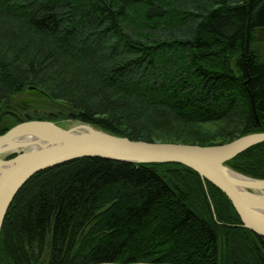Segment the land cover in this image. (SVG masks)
Here are the masks:
<instances>
[{"label":"trees","instance_id":"obj_1","mask_svg":"<svg viewBox=\"0 0 264 264\" xmlns=\"http://www.w3.org/2000/svg\"><path fill=\"white\" fill-rule=\"evenodd\" d=\"M21 94L68 111L20 116ZM34 120L201 146L264 132V0H0V136ZM228 164L264 179V143ZM99 263L264 264V237L181 164L88 157L34 175L0 264Z\"/></svg>","mask_w":264,"mask_h":264},{"label":"water","instance_id":"obj_2","mask_svg":"<svg viewBox=\"0 0 264 264\" xmlns=\"http://www.w3.org/2000/svg\"><path fill=\"white\" fill-rule=\"evenodd\" d=\"M261 143L264 132L222 145L201 146L131 140L82 122L70 127L40 120L17 124L0 136V234L15 197L34 175L80 158L96 157L132 164L184 165L219 188L244 227L264 237V179L246 176L228 164Z\"/></svg>","mask_w":264,"mask_h":264},{"label":"rangeland","instance_id":"obj_3","mask_svg":"<svg viewBox=\"0 0 264 264\" xmlns=\"http://www.w3.org/2000/svg\"><path fill=\"white\" fill-rule=\"evenodd\" d=\"M262 50V49H261ZM263 52V50H262ZM36 96L31 94H21L19 95L16 100L14 101V105H16L18 108L15 109V112L23 116L25 114H40V115H47L50 113H60L65 112L67 113V109L65 107L60 106L59 104H56L54 102L49 101H40L38 100ZM20 106H23L26 109H22ZM13 118L11 116L4 117L3 125L9 126L12 124ZM64 127H70L79 121L74 120H60L59 121ZM47 259V258H45Z\"/></svg>","mask_w":264,"mask_h":264}]
</instances>
